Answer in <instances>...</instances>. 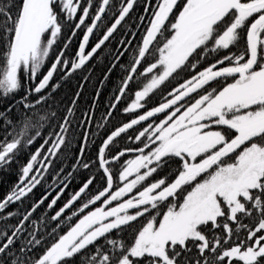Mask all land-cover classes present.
<instances>
[{"label":"snow or ice","instance_id":"obj_1","mask_svg":"<svg viewBox=\"0 0 264 264\" xmlns=\"http://www.w3.org/2000/svg\"><path fill=\"white\" fill-rule=\"evenodd\" d=\"M0 171V264H264V0H0Z\"/></svg>","mask_w":264,"mask_h":264},{"label":"trees","instance_id":"obj_2","mask_svg":"<svg viewBox=\"0 0 264 264\" xmlns=\"http://www.w3.org/2000/svg\"><path fill=\"white\" fill-rule=\"evenodd\" d=\"M43 70V69H41ZM97 71L99 72V69H97ZM5 174L0 171V177H3ZM15 179V176L10 175L7 177V184H10L13 180ZM7 184L5 183V181L3 179H0V196H2L4 194V192L7 189Z\"/></svg>","mask_w":264,"mask_h":264}]
</instances>
